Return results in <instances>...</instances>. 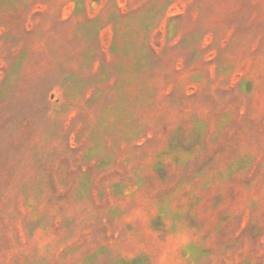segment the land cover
<instances>
[{
    "label": "rangeland",
    "instance_id": "1",
    "mask_svg": "<svg viewBox=\"0 0 264 264\" xmlns=\"http://www.w3.org/2000/svg\"><path fill=\"white\" fill-rule=\"evenodd\" d=\"M0 264H264V0H0Z\"/></svg>",
    "mask_w": 264,
    "mask_h": 264
}]
</instances>
